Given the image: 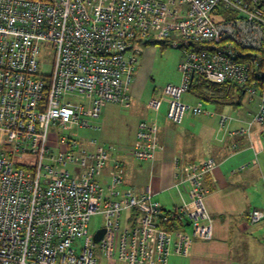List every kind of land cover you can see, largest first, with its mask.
I'll return each instance as SVG.
<instances>
[{
	"label": "built area",
	"instance_id": "2783aa9c",
	"mask_svg": "<svg viewBox=\"0 0 264 264\" xmlns=\"http://www.w3.org/2000/svg\"><path fill=\"white\" fill-rule=\"evenodd\" d=\"M161 41L181 50L182 83L151 98L150 110L159 113L167 103L173 125L188 111L209 114L201 102H182L202 80L252 96L261 91L250 127L264 126L263 74L251 52L264 44V0H0V264H167L170 255H186L192 241L212 239L203 181L215 161L177 169L189 200L166 214L150 190L127 186L125 163L112 146L53 132L100 130L103 108L127 107L139 56ZM46 50L53 71L41 75ZM230 122L221 114V130L234 137ZM158 124L139 123L129 149L137 162L155 159ZM26 157L24 166L33 169L18 166ZM97 214L105 217V234L95 244L89 224ZM249 218L260 223L264 211ZM185 223L190 235L177 228Z\"/></svg>",
	"mask_w": 264,
	"mask_h": 264
},
{
	"label": "crops",
	"instance_id": "0c3cea01",
	"mask_svg": "<svg viewBox=\"0 0 264 264\" xmlns=\"http://www.w3.org/2000/svg\"><path fill=\"white\" fill-rule=\"evenodd\" d=\"M145 52L140 55L135 78L127 88L131 97L127 107H132L129 114L134 117L132 125L127 127L128 140L120 142L127 137L122 130L125 117L104 112V109L100 115L101 141L104 145H119L125 151L118 157L128 168L127 186L131 185L141 193L150 190L154 202L165 213L189 200L187 187L177 185L181 180L177 174L179 167L208 159L216 163L203 181L207 189L206 208L214 219L212 239L192 241L186 255H170L167 264H264V220L253 224L249 218L255 210L264 211V126L257 124L250 127L262 103L261 91L255 96L246 93L241 106L221 105L217 110L218 114L232 118L229 131L247 129L243 135L234 133V137H229L222 129V138L217 139L218 132L212 137L213 129L205 124L197 125L189 120L185 125L184 121L173 125L166 116L168 108L166 113L159 112L154 116L148 108V100L156 94L148 99L145 88L141 89V86L146 84L149 72L154 71L155 60L150 58V53L144 55ZM188 104L197 105L192 101ZM208 113L201 115L213 116ZM151 120L159 123L161 148L152 162L141 161L145 165L137 167L131 161L129 149L135 142L139 123ZM126 157L130 158L131 165ZM177 228L191 234L187 223Z\"/></svg>",
	"mask_w": 264,
	"mask_h": 264
},
{
	"label": "rangeland",
	"instance_id": "374dc122",
	"mask_svg": "<svg viewBox=\"0 0 264 264\" xmlns=\"http://www.w3.org/2000/svg\"><path fill=\"white\" fill-rule=\"evenodd\" d=\"M145 53L144 55H147L148 53L150 58L152 60H155V66L153 68L154 71L149 72L147 75V80L146 84H142V87L145 88V94L148 96V99L156 94L153 97L161 96L162 95V90L167 87L168 85H181L182 83V76L181 73L178 69L179 64L181 63L183 57H182V52L178 48H175L173 46L163 48L161 45H148L147 48H145ZM140 59V58H139ZM53 71V53L51 51H43L40 58H39V73L41 75H50ZM135 78V77H134ZM206 83V82H205ZM135 82H133L134 86ZM209 84V83H206ZM132 88V87H131ZM151 97V98H153ZM150 98V99H151ZM150 100H148L149 102ZM189 101H192V103L196 102H201L203 104V109L207 112H211L213 116H208V115H193L191 114L190 111L187 112L184 121V125L186 124L187 121L191 120L192 123L197 124V125H202L205 124L213 129V135L212 137L216 134L217 139L222 138V133L223 130H221V126L219 125L220 122V114L217 113V110L220 108L217 106L218 104L215 102H207L201 98L198 97L196 92L189 91L185 93V95L182 97V102L183 104H188ZM147 102V104H148ZM185 102V103H184ZM187 102V103H186ZM192 105V104H189ZM193 106H196L193 105ZM168 108L167 103H164L161 109V114L166 113ZM104 112H113L116 113L118 116H122L126 118V121H124L125 125L122 127V130L124 131V134L127 135V137L123 140H120V142L125 143L128 140V130L127 127L131 126L132 123L134 122V117L131 116L129 113L132 111V107H127V109L119 106L118 104H111L108 107L103 108ZM153 116L155 115V112L152 110L150 111ZM157 114V113H156ZM231 118V117H230ZM232 121V118H231ZM98 126L102 128V122L100 121V118L96 121ZM93 124V123H92ZM94 125V124H93ZM180 125V124H179ZM229 126V124H228ZM239 130H233V132L229 131V128H227L228 133L233 134L236 133ZM100 131L101 130H95L92 128H81L78 129L74 126H68L64 128H58V129H53V132L55 134H60V135H69L75 140H80V141H85L89 142L91 140H96L100 144L104 145V143L100 139ZM87 147H90L86 143ZM108 146H112V155L115 154V151L119 154H125V151L121 150L119 148V145H111V144H105V147L108 148ZM132 146V145H131ZM127 149L129 147H126ZM26 161H29V158L26 157ZM126 161L130 164V158L126 157ZM133 163L137 166L140 167V164L145 165L142 162H137L133 157L132 160ZM131 165V164H130ZM126 176L127 180L129 179V172L128 168L126 167ZM105 179L104 177H101L99 180L102 182V180ZM104 188H107V185H103ZM131 185H128V187ZM125 214H128L126 212ZM123 225V224H122ZM181 225V224H179ZM177 225V226H179ZM105 226V217L104 215L97 214L91 217L90 224H89V233L91 235H94V233L100 229H102ZM191 228V227H190ZM183 229V228H182ZM102 264V263H101ZM105 264V263H104Z\"/></svg>",
	"mask_w": 264,
	"mask_h": 264
},
{
	"label": "trees",
	"instance_id": "16d2710c",
	"mask_svg": "<svg viewBox=\"0 0 264 264\" xmlns=\"http://www.w3.org/2000/svg\"><path fill=\"white\" fill-rule=\"evenodd\" d=\"M156 44L161 45L164 49L167 47H170L164 41H161L160 43H153L151 45H156ZM251 52L253 54L255 53L256 57L258 56L257 58H259L258 63L260 65V68L258 70H259V72H261L263 74L262 77L264 80V44L260 49H258L256 51L253 50ZM139 58H140V56H139ZM139 62H140V59H139ZM134 77H135V74L133 76V79H134ZM133 79H132V81H133ZM132 81L130 83H132ZM47 82H49L48 79H47ZM193 90H194V92H196V94L198 95L199 98H201L207 102H209V101L215 102L218 104L217 105L218 107H221V105L241 106L242 102H243L242 100L244 99V95L246 94L245 89H240L237 86H233V85L230 86L228 84H220V85L206 84L202 80H198L195 83H192L189 91H193ZM24 159H26V158H23L22 161L18 164V166L20 168L33 169V165L31 168H27L26 166H24ZM170 212H172V211L167 210V212H165V213L167 214ZM182 227H183V225H182Z\"/></svg>",
	"mask_w": 264,
	"mask_h": 264
},
{
	"label": "water",
	"instance_id": "95a60500",
	"mask_svg": "<svg viewBox=\"0 0 264 264\" xmlns=\"http://www.w3.org/2000/svg\"><path fill=\"white\" fill-rule=\"evenodd\" d=\"M104 234H105V230H104V229L97 231V232L94 234V236H93L94 243H95V244H98V243L102 240Z\"/></svg>",
	"mask_w": 264,
	"mask_h": 264
}]
</instances>
